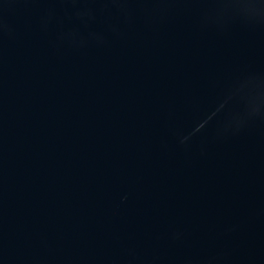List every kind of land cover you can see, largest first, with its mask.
<instances>
[{"label":"water","instance_id":"obj_1","mask_svg":"<svg viewBox=\"0 0 264 264\" xmlns=\"http://www.w3.org/2000/svg\"><path fill=\"white\" fill-rule=\"evenodd\" d=\"M0 264H264V0H0Z\"/></svg>","mask_w":264,"mask_h":264}]
</instances>
